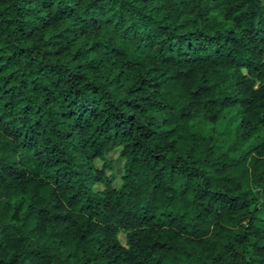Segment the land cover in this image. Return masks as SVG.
<instances>
[{"label": "trees", "instance_id": "1", "mask_svg": "<svg viewBox=\"0 0 264 264\" xmlns=\"http://www.w3.org/2000/svg\"><path fill=\"white\" fill-rule=\"evenodd\" d=\"M262 216L264 0H0V264H264Z\"/></svg>", "mask_w": 264, "mask_h": 264}, {"label": "rangeland", "instance_id": "2", "mask_svg": "<svg viewBox=\"0 0 264 264\" xmlns=\"http://www.w3.org/2000/svg\"><path fill=\"white\" fill-rule=\"evenodd\" d=\"M238 123V114L236 110L226 112L223 118L217 124L218 134V149L224 151L234 142V131ZM212 125L208 123H195L194 130L203 134L211 133ZM114 160V172L118 175L122 173V161L117 157L116 153L111 154L109 157ZM264 219V216H262ZM264 226V221L261 223Z\"/></svg>", "mask_w": 264, "mask_h": 264}]
</instances>
